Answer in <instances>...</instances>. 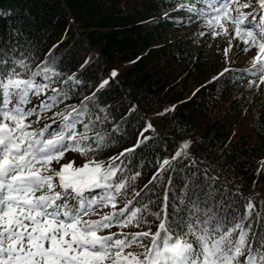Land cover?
<instances>
[{"label": "trees", "instance_id": "trees-1", "mask_svg": "<svg viewBox=\"0 0 264 264\" xmlns=\"http://www.w3.org/2000/svg\"><path fill=\"white\" fill-rule=\"evenodd\" d=\"M214 2L0 0V78L15 72L46 85L39 94L29 95L25 108L38 106L53 89L61 93L46 112L26 117L34 121L29 127L48 125L46 131L51 132L70 109L82 112L75 131L88 137L91 149L87 155L69 149L64 157L77 153L105 166L114 157L111 166L116 172L109 183L125 181L114 207L133 201L126 212L146 206L149 213L144 217L148 224L112 223L100 234L113 232L120 238L121 232H155L165 219L175 235L177 229L187 232L189 223L203 228L197 223L201 221L215 232L212 239L233 228L229 236L234 244L240 233L234 226L239 223L246 233L245 246L257 254L264 251L261 73L254 74L252 62L238 60L237 54L227 63H215L206 55L207 44L199 33H175L207 18ZM178 4H195L204 15ZM257 7L251 0L241 11L252 13ZM254 15L259 24L260 13ZM90 121L85 130L83 125ZM97 137L104 138L99 148ZM104 194L105 187L97 185L80 195L87 202ZM112 209L94 204L84 210L97 219ZM189 241L197 247L191 233ZM150 243V237L141 239L144 246ZM124 251L142 253L144 248L134 243ZM247 255L243 251L239 256L241 264Z\"/></svg>", "mask_w": 264, "mask_h": 264}, {"label": "snow or ice", "instance_id": "snow-or-ice-1", "mask_svg": "<svg viewBox=\"0 0 264 264\" xmlns=\"http://www.w3.org/2000/svg\"><path fill=\"white\" fill-rule=\"evenodd\" d=\"M215 3L218 6L209 10L207 23L219 25L226 33L225 22H232L234 35L247 45L245 50L256 47L251 58L252 68L254 74L261 73L259 79L264 81V0H256L258 7L252 13L241 11L249 7L251 0L242 3L239 0H215ZM182 6L204 15V10L195 4L177 5L178 8ZM257 11L260 13L259 24L254 15ZM112 75H115V69ZM44 79H48L47 75ZM45 88L46 85L34 84L31 78H20L15 72L0 78V264H241L239 256L243 251L248 252L243 264H264V251L257 254L251 246H245L246 233L239 223L234 226L240 229L234 244L229 236L233 228L212 239L215 232L201 221L197 223H203V228L189 223L187 232L177 229L175 235L166 227L169 222L165 219H160L155 232L150 229L121 232L120 238L113 232L100 234V229L111 227L112 223L121 227L133 221L148 224L150 221L144 217L149 213L146 206L126 212L133 201H127L119 209L114 207L116 196L125 187L124 180L114 185L109 183V178L116 172V167L111 166L114 157L109 158L108 166L102 161L86 159L80 166H74L73 160H68L59 164V168H52V163L59 162L69 149L87 155L91 145L87 136L75 131L77 119L83 115L75 108L65 113L58 129L51 132L46 131L48 125L39 129L29 127L34 121L26 117L33 112H46L59 102L61 93L53 89V95L46 96L38 106L24 107L30 94H39ZM30 89L35 92L30 93ZM40 118L39 114L35 117L36 120ZM90 126L91 121L83 125L85 130ZM103 142V137H97L96 147H101ZM187 143L183 142L182 147ZM97 185L105 187V194L86 202L80 194ZM69 200L73 203L69 204ZM94 204L113 205V209L97 219H82V215L87 214L84 209L92 210ZM189 233L195 238L196 248L189 241ZM128 236L131 239H125ZM145 237L151 239L147 246L141 244ZM134 243L144 251H124Z\"/></svg>", "mask_w": 264, "mask_h": 264}, {"label": "rangeland", "instance_id": "rangeland-1", "mask_svg": "<svg viewBox=\"0 0 264 264\" xmlns=\"http://www.w3.org/2000/svg\"><path fill=\"white\" fill-rule=\"evenodd\" d=\"M227 25L226 33L221 30L219 25H209L207 19H197L190 23L189 25L183 27L181 30H176V34H200V41H205L207 44L206 55L213 60V62H219L223 60L224 63L229 62L230 59H234V54L238 57V60H247L251 61L252 56L256 52V47H248L243 40L238 36L234 35V25L231 21L225 22ZM213 32L217 33L213 35ZM227 49V51H225ZM103 82V83H102ZM101 83L104 84L107 82V79H103ZM253 116V111H251V116ZM249 119V118H247ZM68 160H73L74 166H80L83 164L85 159L80 157L79 154H66L65 157H61L59 162H53L52 168H59V164L66 163ZM110 209V208H109ZM82 219H94V216L91 213L82 215Z\"/></svg>", "mask_w": 264, "mask_h": 264}]
</instances>
